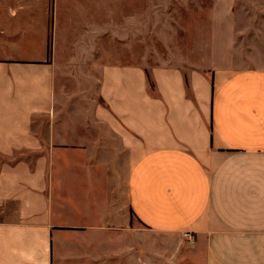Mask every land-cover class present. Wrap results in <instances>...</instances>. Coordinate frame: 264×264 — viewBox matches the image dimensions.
Instances as JSON below:
<instances>
[{
  "label": "crops",
  "instance_id": "1",
  "mask_svg": "<svg viewBox=\"0 0 264 264\" xmlns=\"http://www.w3.org/2000/svg\"><path fill=\"white\" fill-rule=\"evenodd\" d=\"M211 1L157 56L152 0H0V264H264V0Z\"/></svg>",
  "mask_w": 264,
  "mask_h": 264
},
{
  "label": "rangeland",
  "instance_id": "2",
  "mask_svg": "<svg viewBox=\"0 0 264 264\" xmlns=\"http://www.w3.org/2000/svg\"><path fill=\"white\" fill-rule=\"evenodd\" d=\"M212 5L211 0H152L151 18L153 53H163L160 36L173 42L187 43L191 34L193 13L199 11L201 21Z\"/></svg>",
  "mask_w": 264,
  "mask_h": 264
},
{
  "label": "built area",
  "instance_id": "3",
  "mask_svg": "<svg viewBox=\"0 0 264 264\" xmlns=\"http://www.w3.org/2000/svg\"><path fill=\"white\" fill-rule=\"evenodd\" d=\"M186 236L189 237L190 241L193 240V238L190 236V234H187Z\"/></svg>",
  "mask_w": 264,
  "mask_h": 264
}]
</instances>
